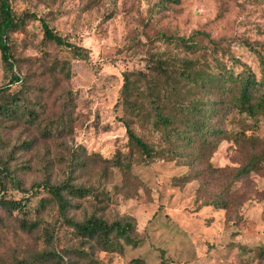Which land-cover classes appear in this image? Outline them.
<instances>
[{"label": "rangeland", "instance_id": "obj_1", "mask_svg": "<svg viewBox=\"0 0 264 264\" xmlns=\"http://www.w3.org/2000/svg\"><path fill=\"white\" fill-rule=\"evenodd\" d=\"M12 1L18 12L28 9L46 17L70 41L87 47L90 57H74L67 48L46 41L37 19L14 33L16 54L40 60L23 63V69L36 72L33 87L41 83L46 88L38 92L46 103L45 116L62 117L67 126L49 138L35 129L18 135L37 139L12 162L22 185L9 183L8 196L31 195L32 210L48 196L34 189L35 182H58L72 173V181L94 188L96 196L77 198L79 204L70 215L81 219L98 211L111 219L128 214L144 239L139 246L125 245L122 252L98 249L75 238L67 226L58 224L56 229L57 208L48 206L41 214L43 224L50 223L61 245L88 253L73 254L64 264H134L136 258L141 264H264V158L259 169L235 176L251 154L264 153V116L252 118L229 109L220 122L224 132L202 159L148 160L130 144L126 114L117 104L124 72L146 71L152 55L169 48L163 33H209L221 40L217 55L228 66L235 60L239 71L236 60L242 61L260 77L257 50L264 53V0ZM202 44L209 42L204 38ZM213 50H207L206 57L211 59ZM186 52L180 50V56ZM56 57L68 60L70 76L41 77V60ZM9 78L0 54V86ZM133 126L151 138L147 128ZM74 151L84 164L71 171L68 163ZM22 164L30 166L22 169ZM0 215V264H32L45 247L40 233L23 232L15 210L0 208ZM89 257L94 260L89 262Z\"/></svg>", "mask_w": 264, "mask_h": 264}, {"label": "trees", "instance_id": "obj_2", "mask_svg": "<svg viewBox=\"0 0 264 264\" xmlns=\"http://www.w3.org/2000/svg\"><path fill=\"white\" fill-rule=\"evenodd\" d=\"M33 19L40 21L46 41L67 48L74 57L84 60L90 57L87 47L70 41L51 26L46 17L28 9L18 12L12 0H0V54L10 77L0 86V208L10 213L17 211L21 230L27 234L40 233L43 238L45 247L37 253L32 264H64L73 254L88 256L85 249L61 245L50 223L43 224L41 214L52 205L57 208L56 229L67 226L82 243L91 242L98 249L118 252H122L125 245L139 246L144 239L138 234L136 220L131 215L121 214L109 219L103 213L92 211L78 219L69 214L77 208V198L96 196L94 188L72 181V173L58 182L49 178L35 182L34 189H42L48 196L40 198L39 207L32 210L31 195L17 199L7 194L9 183L17 188L22 185L12 162L22 151L30 150L37 139L31 135L20 139L18 135L35 129L40 137L49 138L67 126L62 117L58 120L45 116L46 103L38 92L46 88L41 83L33 87L36 72L23 69V63L32 65L38 60L16 54L14 33L22 31L27 21ZM204 38L209 44H202ZM161 39L169 48L154 53L146 71L124 72L117 103L126 114L123 120L130 144L142 157L175 161L187 157L202 159L214 149L219 135L224 132L220 122L229 109L235 108L252 118L264 116V53L261 50H257L261 66V75L257 77L242 61L236 60L239 71L235 70V60L228 66L217 55L221 40L211 38L204 31L196 30L187 37L163 33ZM211 47L214 50L209 59L205 52ZM180 50L189 54L180 56ZM197 52L199 55H193ZM41 67V77L48 74V78L56 80L70 76L66 59L60 61L56 57L48 62L44 58ZM134 124L147 128L151 138L140 135ZM17 128L20 130L16 135ZM79 156L80 153L73 152L68 163L71 171L84 164L78 161ZM263 158V152L251 154L235 176L241 178L259 169ZM21 166L24 169L30 165ZM92 260L89 257V262ZM26 264H30L29 261ZM134 264H141V259H134Z\"/></svg>", "mask_w": 264, "mask_h": 264}]
</instances>
